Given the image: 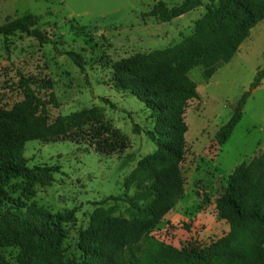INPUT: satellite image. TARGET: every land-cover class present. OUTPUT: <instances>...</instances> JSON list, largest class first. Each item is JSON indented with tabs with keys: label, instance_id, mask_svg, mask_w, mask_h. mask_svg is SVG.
<instances>
[{
	"label": "rangeland",
	"instance_id": "rangeland-1",
	"mask_svg": "<svg viewBox=\"0 0 264 264\" xmlns=\"http://www.w3.org/2000/svg\"><path fill=\"white\" fill-rule=\"evenodd\" d=\"M185 1L0 0V25L34 16L38 29L54 42L41 44L23 34L0 38V120L12 113L24 114L36 131L44 132L58 117L94 111L78 122H86L88 129L96 116L103 118L130 143L123 154L113 156L100 155L87 143L39 139L25 144L22 158L32 172L0 183L6 193L0 194V217L12 211L10 198L27 208L36 206L76 219L65 225L67 235L61 245L33 255L31 264L49 263L54 255L82 263L79 237L99 209L112 217L130 218L125 198L137 192L133 174L141 160L158 150L146 133L169 116L151 112L130 91L121 89L114 81L113 66L139 54L176 47L200 28L216 26L227 13L219 0H201L196 10L171 22L151 15L159 3L172 9ZM73 55L79 56L81 66ZM262 71L264 21L209 81L202 68L189 73L200 98L189 103L185 115L189 127L182 165L185 195L145 237V245L155 241L182 249L197 243L220 244L228 236L230 226L217 212L216 201L227 187V178L264 151V79L247 100L230 140L219 146L216 134ZM36 98L45 103L46 113ZM45 167L53 168L47 184L39 170ZM2 255L7 263L18 264L22 250L6 248Z\"/></svg>",
	"mask_w": 264,
	"mask_h": 264
},
{
	"label": "trees",
	"instance_id": "trees-1",
	"mask_svg": "<svg viewBox=\"0 0 264 264\" xmlns=\"http://www.w3.org/2000/svg\"><path fill=\"white\" fill-rule=\"evenodd\" d=\"M219 2L220 9L227 13L216 26L200 28L176 47L139 54L114 64V81L121 89L130 91L151 112L168 114L167 120L158 122L154 131L146 133L158 150L141 160L133 174L137 192L125 198L130 206V218L112 217L102 209L97 210L90 227L79 237L82 263L63 261L54 255L46 264H264V151L227 178V187L216 201L217 212L230 226L228 236L220 244L197 243L182 249L155 241L144 244L145 237L185 195L182 165L189 131L185 115L189 103L200 98L189 73L202 68L204 78L209 81L218 67L232 61L250 31L264 21V0ZM200 3L201 0H186L172 9L159 3L151 15L167 23L196 10ZM16 34L34 38L41 44H54L38 29V18L34 16L0 25V38ZM73 56L81 66L79 56ZM263 79L264 72H258L231 119L216 134L219 146L230 140L243 118L247 100ZM22 81L31 94L28 83ZM36 101L46 113L42 99ZM104 102L115 108L110 101ZM92 113L58 117L44 132L36 131L24 114L12 113L0 120V183L32 172L22 154L25 144L33 140L87 143L103 156L123 154L130 147L128 139L103 118L96 116L88 129L86 122H78L77 119ZM39 170L44 174V184L52 181L53 168ZM0 194L6 195L2 188ZM8 200L12 202V211L0 217V264H9L2 250L12 247L22 250L18 264H31V257L46 247H59L66 239L65 225L76 221L72 215L51 214L36 206L27 208L20 200Z\"/></svg>",
	"mask_w": 264,
	"mask_h": 264
}]
</instances>
